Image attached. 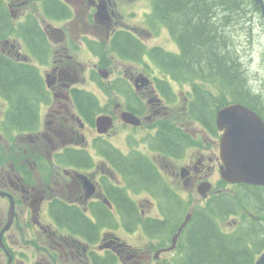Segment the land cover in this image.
<instances>
[{"label": "flooded vegetation", "instance_id": "flooded-vegetation-1", "mask_svg": "<svg viewBox=\"0 0 264 264\" xmlns=\"http://www.w3.org/2000/svg\"><path fill=\"white\" fill-rule=\"evenodd\" d=\"M251 1L243 13L264 43ZM220 7L211 23L227 22ZM159 30L178 55L150 0H0V71L26 67L39 82L20 124L0 81V264H174L198 215L257 263L264 186L222 178L216 114L253 102L264 122V96L232 98L223 73L161 62ZM224 197L234 212L215 206Z\"/></svg>", "mask_w": 264, "mask_h": 264}, {"label": "trees", "instance_id": "trees-1", "mask_svg": "<svg viewBox=\"0 0 264 264\" xmlns=\"http://www.w3.org/2000/svg\"><path fill=\"white\" fill-rule=\"evenodd\" d=\"M152 3L153 15L155 19L163 22L173 36L177 39L180 53L176 55L172 52L158 50L161 62L167 64H181L185 68L196 66L208 70L223 73L224 89L229 91L232 98L237 96L247 100L255 96L248 88V84L243 80L241 65L229 52L219 51L221 43L220 36L215 34L216 28L209 19L212 9L222 10V5L229 7L230 25L237 19L245 16V8H251L253 1L245 0L244 7H241L242 0H150ZM239 2V3H238ZM213 5V6H212ZM250 29V26H248ZM5 68L0 71V81L7 91L15 92L13 102L16 122L23 124L32 119V98L38 96L39 82L29 68L10 66L3 63ZM174 71V69H171ZM222 90V87H221ZM200 91V90H199ZM210 96L209 93H206ZM200 102V101H199ZM212 110L217 106L219 100L214 99ZM253 105V102L244 104ZM205 103H203V106ZM143 166V165H142ZM137 167H141L138 165ZM144 168L145 167H141ZM258 198L263 201V194ZM238 200L224 197L215 206L227 208L228 212H234L238 206ZM79 224V222H77ZM185 239L188 243L181 249L183 258L174 264H245L248 258L247 246L222 237L217 232L213 223L201 215L194 219V223L187 231ZM236 241V242H235Z\"/></svg>", "mask_w": 264, "mask_h": 264}, {"label": "water", "instance_id": "water-1", "mask_svg": "<svg viewBox=\"0 0 264 264\" xmlns=\"http://www.w3.org/2000/svg\"><path fill=\"white\" fill-rule=\"evenodd\" d=\"M254 2L264 15L263 0ZM216 122L219 129H224L221 156L226 166L221 169L222 178L229 182L264 185V122L260 116L240 103H229L218 109ZM262 263L264 252L256 264Z\"/></svg>", "mask_w": 264, "mask_h": 264}, {"label": "rangeland", "instance_id": "rangeland-1", "mask_svg": "<svg viewBox=\"0 0 264 264\" xmlns=\"http://www.w3.org/2000/svg\"><path fill=\"white\" fill-rule=\"evenodd\" d=\"M209 2H213V0ZM214 10H217V7H214ZM252 14L253 9L243 18L237 19L231 25L230 19H228L226 23L219 19L212 23V25L216 28L215 34L217 36L225 31L228 33L230 51L232 50V52H234L232 55L237 58L236 61L238 63H240V52H235L234 48L240 43V51L242 54L241 67L248 88H250L251 92L255 95L258 93L264 96V59L262 58L264 57V43L259 25L251 20ZM248 26H250V29ZM240 39L245 41L241 42ZM154 42L161 45L169 52H172L176 47L174 39L168 34L167 30H159ZM223 43L225 44L224 38L221 39L219 51L222 50Z\"/></svg>", "mask_w": 264, "mask_h": 264}]
</instances>
